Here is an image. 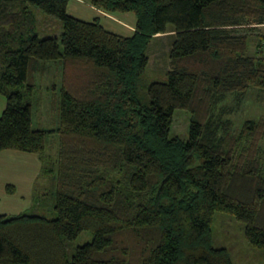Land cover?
Masks as SVG:
<instances>
[{
  "label": "trees",
  "instance_id": "trees-1",
  "mask_svg": "<svg viewBox=\"0 0 264 264\" xmlns=\"http://www.w3.org/2000/svg\"><path fill=\"white\" fill-rule=\"evenodd\" d=\"M89 1L133 12L135 32L79 19L70 0H0V151L42 162L29 211L0 214V264H237L222 217L264 264V115L237 135L228 117L264 91L248 33L264 25V0ZM36 9L59 20L60 37H40ZM160 33L174 36L170 68L153 80ZM48 62L62 70L59 119L35 128L36 74ZM177 108L191 114L188 137L170 136ZM83 233L91 240L76 246Z\"/></svg>",
  "mask_w": 264,
  "mask_h": 264
},
{
  "label": "rangeland",
  "instance_id": "rangeland-1",
  "mask_svg": "<svg viewBox=\"0 0 264 264\" xmlns=\"http://www.w3.org/2000/svg\"><path fill=\"white\" fill-rule=\"evenodd\" d=\"M73 1H71L72 4ZM83 12H74L73 9L70 10L73 13L80 15L79 17L86 20H93L96 17L90 5L87 3L82 4ZM36 14L42 22L40 28V37L48 36H61L62 26L59 20L53 16H48L42 11L36 9ZM116 14H122L117 12ZM132 15H135L131 12ZM102 23H107V18L102 17L100 19ZM250 35V53L251 54H262L264 56V25H259L254 27V29L248 31ZM155 38V37H154ZM174 36L172 34H166L164 37L152 40L149 47L148 53L150 56V62L148 65V73L155 79L165 78V72L170 68V50L172 47ZM261 43V45H260ZM48 68L43 72H38L36 74V81L38 84V89L34 94V109H33V126L53 128L58 124L59 119V101H60V86L62 82V70L59 64L56 62H48ZM75 74L76 71L74 70ZM80 71L77 72V74ZM73 73V71H72ZM232 104L233 99L229 96L228 100L224 104ZM7 104L6 97L0 94V116L3 113ZM264 115V91H259L257 89H251L250 93L241 103L239 108L234 112L229 114V118L232 120V132L237 135L240 130L242 123L247 118L259 119ZM191 122V114L188 110L183 108H177L174 112L172 125L170 128V136L179 135L181 137H188L189 128ZM58 148V138L57 136H51L47 153L55 155ZM24 155L30 156L29 164L35 166V171L31 170L34 179L38 177L41 171L42 162L38 154L35 153H22ZM260 154L264 157V140L260 149ZM23 162H27L23 160ZM28 163V162H27ZM27 164V165H29ZM37 176V177H36ZM33 179V180H34ZM33 184V183H32ZM27 189H19V194L21 196L16 198H8L0 206V214L16 215L23 212L29 211L31 207V198L28 193L33 189V185ZM26 196V197H25ZM18 199V200H17ZM226 223V224H225ZM217 228L219 230V236L223 243L232 248L234 254V260L237 264H257L255 261V252L245 241L243 234L239 229L237 223L232 222L226 218H219L217 223ZM91 235L88 233H83L75 241L76 246L83 245L84 243L91 240Z\"/></svg>",
  "mask_w": 264,
  "mask_h": 264
},
{
  "label": "crops",
  "instance_id": "crops-1",
  "mask_svg": "<svg viewBox=\"0 0 264 264\" xmlns=\"http://www.w3.org/2000/svg\"><path fill=\"white\" fill-rule=\"evenodd\" d=\"M71 1H73L72 4ZM83 3H87L90 5V9L95 11L94 13L96 14V17H99L100 19H102V17L107 18V23H102V24L108 30L126 36L132 35L135 32L137 18L136 15H132L131 12L122 13V14L106 12L92 5L89 0H70L68 5V12L71 15L79 19H82L79 17L80 15H78L77 13H73L70 10V7L71 9H73L74 12L75 11L81 12L82 14ZM165 35H166L165 33H160L154 39L164 37ZM22 153L24 152L15 151V150L0 151V206L3 205L6 199L10 200L8 198H13L14 196H16V198H19L21 196V194H19V189H22V187L24 189H27V187L30 188L31 186L29 185L30 184L33 185L37 179V178L34 179L35 176H33L32 174L33 172L31 173V170L35 171V166L33 165L31 166L29 164V159H31L30 156L24 155ZM23 160H26L28 163L23 162ZM7 185L15 186L16 188L15 194L9 195L7 193L6 190ZM32 190L30 193H28V196H30V198L32 195Z\"/></svg>",
  "mask_w": 264,
  "mask_h": 264
}]
</instances>
